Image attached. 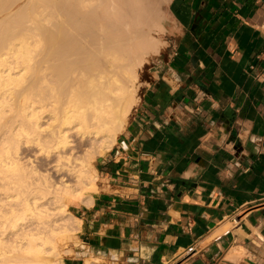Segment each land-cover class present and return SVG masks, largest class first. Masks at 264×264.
Wrapping results in <instances>:
<instances>
[{
  "label": "crops",
  "instance_id": "0c3cea01",
  "mask_svg": "<svg viewBox=\"0 0 264 264\" xmlns=\"http://www.w3.org/2000/svg\"><path fill=\"white\" fill-rule=\"evenodd\" d=\"M162 23L63 264H264V0H169Z\"/></svg>",
  "mask_w": 264,
  "mask_h": 264
},
{
  "label": "bare ground",
  "instance_id": "6f19581e",
  "mask_svg": "<svg viewBox=\"0 0 264 264\" xmlns=\"http://www.w3.org/2000/svg\"><path fill=\"white\" fill-rule=\"evenodd\" d=\"M168 1L0 0V264H62L67 200L96 190Z\"/></svg>",
  "mask_w": 264,
  "mask_h": 264
},
{
  "label": "rangeland",
  "instance_id": "374dc122",
  "mask_svg": "<svg viewBox=\"0 0 264 264\" xmlns=\"http://www.w3.org/2000/svg\"><path fill=\"white\" fill-rule=\"evenodd\" d=\"M166 2L165 4H161L159 6V13L163 16V20L165 18V12H166ZM163 5V6H162ZM162 7V8H161ZM161 9V10H160ZM162 11V12H161ZM162 20V21H163ZM164 32L161 33V34H154V36H157L159 37V39H161L163 41V46L161 47L160 51L158 52V54H151L148 56L147 58V62H145V64H143L141 67L138 68L137 70V81H139L141 83V85L139 84V89L137 90V94L140 96L141 94V91H142V88L143 86L146 84V81H145V71L146 69L150 66L151 62L160 54L161 50L163 49L164 45H165V39H164V36H163ZM139 78V79H138ZM119 136V135H118ZM95 164V161L93 162V165ZM96 186V184H95ZM86 188V187H85ZM88 191H87V190ZM84 189L85 191H83L80 196L76 197V198H69V200H67V209L69 211V205L71 203H74V202H78L80 201L81 199L83 201H85L86 197L88 196L87 194L90 195V192H93V191H97V188L96 190H92L90 188H86ZM86 194V195H84ZM84 195V196H83ZM86 196V197H85ZM80 197V198H79ZM85 197V198H83ZM78 198V199H77ZM76 199V200H75ZM70 214L67 215V218L69 219V222L72 223L73 219L75 216L72 215V213L69 211ZM76 218V217H75ZM80 244L79 242V239H78V236H77V233L73 236V237H65L64 239L60 240L58 242V248H59V255H58V258L61 259L62 261V264H63V260L67 257H73L75 256L76 254V248L77 246ZM56 259L55 260L53 259V262L55 261L56 262ZM54 262V263H55Z\"/></svg>",
  "mask_w": 264,
  "mask_h": 264
},
{
  "label": "built area",
  "instance_id": "2783aa9c",
  "mask_svg": "<svg viewBox=\"0 0 264 264\" xmlns=\"http://www.w3.org/2000/svg\"><path fill=\"white\" fill-rule=\"evenodd\" d=\"M192 249H193V248L190 247V248H188V249L186 250V252H190Z\"/></svg>",
  "mask_w": 264,
  "mask_h": 264
}]
</instances>
